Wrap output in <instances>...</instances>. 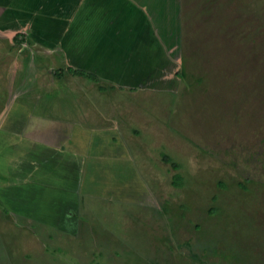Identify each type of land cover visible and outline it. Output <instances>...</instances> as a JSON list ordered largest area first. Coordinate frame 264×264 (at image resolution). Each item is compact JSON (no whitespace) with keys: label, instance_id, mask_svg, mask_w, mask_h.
I'll use <instances>...</instances> for the list:
<instances>
[{"label":"rangeland","instance_id":"374dc122","mask_svg":"<svg viewBox=\"0 0 264 264\" xmlns=\"http://www.w3.org/2000/svg\"><path fill=\"white\" fill-rule=\"evenodd\" d=\"M3 157L0 264H264V0H0Z\"/></svg>","mask_w":264,"mask_h":264},{"label":"crops","instance_id":"0c3cea01","mask_svg":"<svg viewBox=\"0 0 264 264\" xmlns=\"http://www.w3.org/2000/svg\"><path fill=\"white\" fill-rule=\"evenodd\" d=\"M14 160L13 161H10V159H7V157H3V163L0 165V167H1V169L2 170H4V171H6V169H11V166H13V168L9 171V172H11V171H14V174H15V172H18L19 171V173H18V175H16V177L17 176H21V174H20V167L18 168L17 166L18 165H20V164H22V163H20V164H17L16 165V163L18 162V161H16V159L15 158H13ZM5 164H6V166H5ZM16 165V166H15ZM15 169H17V170H15ZM7 172V171H6ZM9 172H7V173H5L6 175H8V176H12L11 174H9Z\"/></svg>","mask_w":264,"mask_h":264},{"label":"trees","instance_id":"16d2710c","mask_svg":"<svg viewBox=\"0 0 264 264\" xmlns=\"http://www.w3.org/2000/svg\"><path fill=\"white\" fill-rule=\"evenodd\" d=\"M69 70L75 75H79V76H83L84 75V73L81 72V71H77V70H74V69L73 70L69 69ZM166 159L170 160L169 157L168 158L166 157ZM181 182H182V177L180 175L176 174L175 177H174V184L175 185H180Z\"/></svg>","mask_w":264,"mask_h":264}]
</instances>
